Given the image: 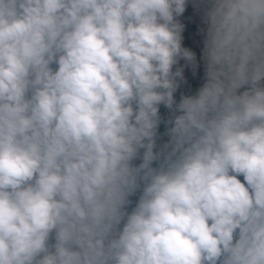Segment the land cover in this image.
<instances>
[{
  "label": "clouds",
  "instance_id": "clouds-1",
  "mask_svg": "<svg viewBox=\"0 0 264 264\" xmlns=\"http://www.w3.org/2000/svg\"><path fill=\"white\" fill-rule=\"evenodd\" d=\"M201 3L176 102L186 0H0V264H264V0Z\"/></svg>",
  "mask_w": 264,
  "mask_h": 264
},
{
  "label": "rangeland",
  "instance_id": "rangeland-1",
  "mask_svg": "<svg viewBox=\"0 0 264 264\" xmlns=\"http://www.w3.org/2000/svg\"><path fill=\"white\" fill-rule=\"evenodd\" d=\"M184 28L182 35V47L188 48L195 54V66L187 64L182 58L178 60L175 68H182V75L186 78L183 81L178 80V87L176 89L177 95H193L197 89L202 86L204 82V62L202 60V49L204 39L203 23V7L196 4L195 0H186L185 11L179 17L176 18ZM183 83L187 85L189 89L183 86ZM190 84L192 85L190 87ZM193 89V92L191 90ZM168 139L167 136H157L156 146L157 148ZM156 148H154V151ZM143 151L142 149L140 150ZM140 161L136 159L134 164H138Z\"/></svg>",
  "mask_w": 264,
  "mask_h": 264
},
{
  "label": "trees",
  "instance_id": "trees-1",
  "mask_svg": "<svg viewBox=\"0 0 264 264\" xmlns=\"http://www.w3.org/2000/svg\"><path fill=\"white\" fill-rule=\"evenodd\" d=\"M195 2H196V4H197L198 6L203 7V5H202V3H201V0H195ZM175 69H176L175 66H173V70H175ZM184 78H186V77L183 76V79H184ZM181 81H183V80H181ZM183 86H184L186 89H189V88L187 87V85L184 84V83H183ZM191 86H192V85L190 84V87H191ZM190 90H191V89H190ZM191 91L193 92V89H192ZM193 94H194V93H193ZM173 96H174V100H175L176 102H178L180 97L177 95L176 92H174ZM158 111H159V114H160V117H161V123L158 125V128H157V136H162V137H163V136H166V135L164 134V133H165V123H164V121H166L167 119H169L172 113L170 112L169 109L165 108V107L163 106V104H161V105L159 106ZM239 178L242 180V177H239ZM130 199H132L133 202H134L135 199H136V197L133 196V197H131Z\"/></svg>",
  "mask_w": 264,
  "mask_h": 264
}]
</instances>
